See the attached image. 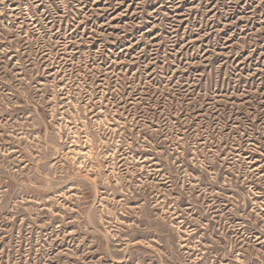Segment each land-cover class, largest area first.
I'll return each instance as SVG.
<instances>
[{
    "label": "rangeland",
    "instance_id": "374dc122",
    "mask_svg": "<svg viewBox=\"0 0 264 264\" xmlns=\"http://www.w3.org/2000/svg\"><path fill=\"white\" fill-rule=\"evenodd\" d=\"M0 264H264V0H0Z\"/></svg>",
    "mask_w": 264,
    "mask_h": 264
}]
</instances>
